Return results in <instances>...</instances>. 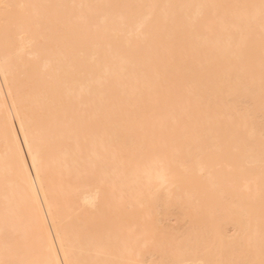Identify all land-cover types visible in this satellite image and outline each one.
<instances>
[{"label": "bare ground", "instance_id": "1", "mask_svg": "<svg viewBox=\"0 0 264 264\" xmlns=\"http://www.w3.org/2000/svg\"><path fill=\"white\" fill-rule=\"evenodd\" d=\"M0 264H264V0H0Z\"/></svg>", "mask_w": 264, "mask_h": 264}, {"label": "rangeland", "instance_id": "2", "mask_svg": "<svg viewBox=\"0 0 264 264\" xmlns=\"http://www.w3.org/2000/svg\"><path fill=\"white\" fill-rule=\"evenodd\" d=\"M171 222H174V221H171ZM172 224V223H171Z\"/></svg>", "mask_w": 264, "mask_h": 264}]
</instances>
